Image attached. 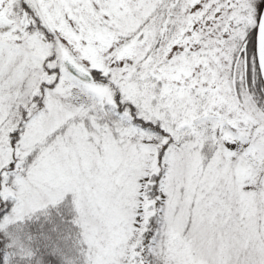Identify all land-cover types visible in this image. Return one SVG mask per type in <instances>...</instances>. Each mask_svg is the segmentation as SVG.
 I'll return each instance as SVG.
<instances>
[{"label":"snow or ice","instance_id":"1","mask_svg":"<svg viewBox=\"0 0 264 264\" xmlns=\"http://www.w3.org/2000/svg\"><path fill=\"white\" fill-rule=\"evenodd\" d=\"M0 264H264V0H0Z\"/></svg>","mask_w":264,"mask_h":264}]
</instances>
